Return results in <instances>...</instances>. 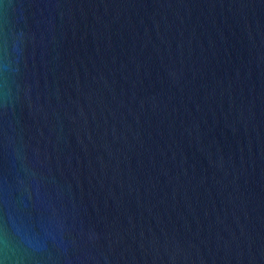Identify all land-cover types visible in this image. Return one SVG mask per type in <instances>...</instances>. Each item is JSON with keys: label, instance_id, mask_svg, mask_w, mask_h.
<instances>
[{"label": "water", "instance_id": "water-1", "mask_svg": "<svg viewBox=\"0 0 264 264\" xmlns=\"http://www.w3.org/2000/svg\"><path fill=\"white\" fill-rule=\"evenodd\" d=\"M0 51L24 264H264V0H0Z\"/></svg>", "mask_w": 264, "mask_h": 264}, {"label": "clouds", "instance_id": "clouds-1", "mask_svg": "<svg viewBox=\"0 0 264 264\" xmlns=\"http://www.w3.org/2000/svg\"><path fill=\"white\" fill-rule=\"evenodd\" d=\"M8 69V62L0 51V76ZM41 236L34 232L32 225L23 217L0 214V264H24L21 250L36 251L42 247Z\"/></svg>", "mask_w": 264, "mask_h": 264}]
</instances>
